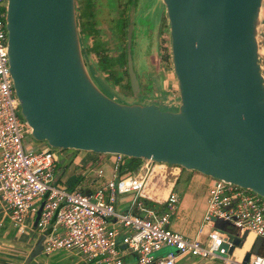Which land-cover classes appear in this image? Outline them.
<instances>
[{
	"label": "water",
	"instance_id": "95a60500",
	"mask_svg": "<svg viewBox=\"0 0 264 264\" xmlns=\"http://www.w3.org/2000/svg\"><path fill=\"white\" fill-rule=\"evenodd\" d=\"M161 3L178 91L172 110L117 102L96 88L84 65L74 0H6L8 66L19 117L31 139L46 148L175 166L264 199L263 0ZM129 37L130 28L127 44ZM126 72L135 94L129 50ZM214 227L237 234L223 221ZM42 240L40 235L31 257L40 254ZM260 241L243 262L257 254Z\"/></svg>",
	"mask_w": 264,
	"mask_h": 264
},
{
	"label": "built area",
	"instance_id": "2783aa9c",
	"mask_svg": "<svg viewBox=\"0 0 264 264\" xmlns=\"http://www.w3.org/2000/svg\"><path fill=\"white\" fill-rule=\"evenodd\" d=\"M5 8L6 0H0V202L17 233L42 235L40 252L45 256L65 251L100 264H175L186 257L208 264H264L260 253L249 254L245 262L234 255L249 236L264 245V199L235 185L209 179L193 238L167 229L179 201L173 190L162 208L145 205L155 204L146 193L154 169L160 168L173 182L178 167L142 162L135 172L119 175L124 157L104 155L111 178L95 190L84 193L57 186L54 173L64 151L24 146L29 129L18 115L9 74ZM99 165L92 167L97 179L103 175ZM123 197L128 204L120 212L115 204ZM217 221L232 226L236 236L215 228ZM234 237L240 245L232 243Z\"/></svg>",
	"mask_w": 264,
	"mask_h": 264
},
{
	"label": "rangeland",
	"instance_id": "374dc122",
	"mask_svg": "<svg viewBox=\"0 0 264 264\" xmlns=\"http://www.w3.org/2000/svg\"><path fill=\"white\" fill-rule=\"evenodd\" d=\"M118 1V8L121 10L125 0ZM138 3L134 2L128 10L129 21L134 26V46L131 48L133 57L132 66L138 81V91L135 94L130 93L127 75L122 66L118 67L115 65L111 66L109 71L103 70L98 61L99 59L91 51V46L98 39L99 43L96 45L97 51L111 58L115 55L117 45L121 44V42L117 43L115 40V32L112 27L115 13L107 7L106 0H91V4L97 5L91 11L84 9V0H74L76 27L80 37L84 65L91 71L94 78L92 82L96 88L109 98L117 102H121L120 100H122L128 103L132 102L133 104L155 103L160 110H172L173 105L178 101V91L171 68L168 26L164 7L161 0H154L155 4L160 3V6L157 7V12L150 13V16L144 19L146 12H152L156 5L153 6L154 8H146L147 6L143 7L142 4L140 6ZM159 12L160 15L157 16ZM83 37H85V40L82 39ZM120 39L122 41L123 38L121 37ZM113 77L117 80L113 81ZM24 143L40 145L39 149L45 145L44 143L32 140L29 134L24 138ZM95 164H98V162ZM98 168L102 171V178L95 179V168H91L90 171L86 172L88 179H95L96 184L111 177V170L104 161L101 162ZM160 171L161 169L155 168L154 178L152 179V182H156L158 185L154 187L156 192H160L163 184L172 182V178L164 177ZM179 171L180 176L175 183V191L179 196L185 195L184 192L186 186L189 185V181H191V185L195 189V196L201 198L205 195V180L208 178L181 168H179ZM201 179L204 181L199 182ZM87 184L85 183L81 186L82 190H85L84 186H87ZM96 184H91V186L87 187L92 190ZM148 186L150 187V184ZM32 221L33 219H31L30 223ZM26 235L29 236V234ZM164 252L166 250L163 249L160 254ZM81 259L85 261V259Z\"/></svg>",
	"mask_w": 264,
	"mask_h": 264
},
{
	"label": "crops",
	"instance_id": "0c3cea01",
	"mask_svg": "<svg viewBox=\"0 0 264 264\" xmlns=\"http://www.w3.org/2000/svg\"><path fill=\"white\" fill-rule=\"evenodd\" d=\"M261 12V28L262 30H264V0ZM24 146L30 149H39L40 147V145H31L29 143H24ZM42 148H46V146L44 145ZM63 153L64 154H62V157L60 158V164L58 165L54 173L55 184L57 186L64 188L67 191L79 190L84 193H88L95 190L97 187L102 185L103 182L111 178L110 177L107 180H103L99 184H96V177L95 179L89 180L88 176H86V172L90 171L92 167L97 165L95 164L97 162L101 165V162L104 161L109 167L108 161L106 160V157H104V155H96L88 152L70 151H65ZM179 172L175 181L163 184L164 189L161 193L154 191V186L158 185L156 182H151L150 187H148L146 190V193L148 194L151 201L155 203L152 204L154 207H157L159 209L162 208L164 200L168 192H170L171 190H173L177 194V192L175 191V183L177 178L180 176ZM203 181L204 180L201 179L199 182ZM205 182V188L207 189L209 178L206 179ZM85 183H88L87 186H91V184H96V186L92 190H90L85 185V190H82L81 186ZM188 184L190 186H186L184 192L185 195L181 197L177 194L179 200L178 205L174 214L169 220L167 229L170 231L178 232L186 238H193L195 235V229L201 219L204 210L206 191L204 196L198 198V196H195V189L193 188V185H191V181H189ZM163 193L165 194V197L161 196L163 195ZM127 200L128 199L126 197L118 199L115 204V208L120 212L125 211L128 204ZM31 226L32 223L30 224V227ZM26 234H29V236ZM38 238L39 236L36 232L27 231L24 233H17L13 226L10 225L8 212L0 202V264H100L95 261H84L80 257L65 251H56L48 256H45L40 252L39 255L31 257V252ZM253 242V237L249 236L244 245L234 251L235 257H237L238 259H240L241 257L244 258V255L251 251ZM257 253H260L264 256V245H261V243L257 248ZM122 258L128 260L130 257L126 255V252H123ZM175 264L208 263L186 257L177 261Z\"/></svg>",
	"mask_w": 264,
	"mask_h": 264
},
{
	"label": "flooded vegetation",
	"instance_id": "af4514ba",
	"mask_svg": "<svg viewBox=\"0 0 264 264\" xmlns=\"http://www.w3.org/2000/svg\"><path fill=\"white\" fill-rule=\"evenodd\" d=\"M118 2H119L118 0H106L107 7L109 9H111L112 11H114V13H115L113 20H112V27L114 28L113 31L115 32V40L117 41V43L121 42V44L117 45V47L115 49V55L113 57H115L117 55L118 51H124V53H125V66H122V67L125 69V73L127 75V72H126L127 50H129V54H130L131 61H132L133 57H132V49L131 48H132V46H134V43H133L134 26L129 21V16H128L129 7L132 6L134 2H136V3L139 2L138 4L140 6L142 4L143 7L147 6L146 8H150V7H153L154 5H156L155 8L153 7L154 9L152 12H149V11L146 12V14H145L146 16H144V19H147L150 16V13L157 12V7L160 6V3L155 4L154 0H125L124 4L122 5L121 10H120V8H118V5H119ZM96 7H97V5L91 4V0H84V9L91 11V9L94 10ZM158 15H160V12H159V14H157V16ZM152 18H150V19H152ZM128 28H130L129 44H127V40H126ZM96 34L98 35V32ZM135 36H136V33H135ZM121 37L123 38L122 41L120 39ZM91 38H92V36H91ZM83 40H85V39H83ZM98 41L99 40L97 39L96 41H94V43L98 44L99 43ZM99 54H101V52H99ZM132 65H133V61H132ZM127 82H128V79H127Z\"/></svg>",
	"mask_w": 264,
	"mask_h": 264
},
{
	"label": "trees",
	"instance_id": "16d2710c",
	"mask_svg": "<svg viewBox=\"0 0 264 264\" xmlns=\"http://www.w3.org/2000/svg\"><path fill=\"white\" fill-rule=\"evenodd\" d=\"M82 39H85L83 37ZM97 43H94L91 47V51L98 57L99 63L101 65V68L103 70L109 71L111 69V66L117 65L125 66V53L124 51H118L117 55L115 57H106L103 53L99 54V51L96 49ZM112 80H117L115 77L112 78ZM142 161L138 159H132V158H123V163L119 172V175L128 174L135 172L138 167L141 165ZM153 203L145 201V205L147 207H151Z\"/></svg>",
	"mask_w": 264,
	"mask_h": 264
},
{
	"label": "bare ground",
	"instance_id": "6f19581e",
	"mask_svg": "<svg viewBox=\"0 0 264 264\" xmlns=\"http://www.w3.org/2000/svg\"><path fill=\"white\" fill-rule=\"evenodd\" d=\"M160 169V168H159ZM159 175V174H158ZM150 178H148V183H150V181H152V179L154 178V175H150ZM152 194V193H151ZM162 197H165V194L163 193V195H161ZM248 239V238H247ZM247 241V240H246Z\"/></svg>",
	"mask_w": 264,
	"mask_h": 264
}]
</instances>
